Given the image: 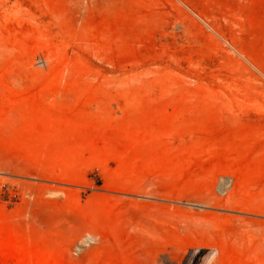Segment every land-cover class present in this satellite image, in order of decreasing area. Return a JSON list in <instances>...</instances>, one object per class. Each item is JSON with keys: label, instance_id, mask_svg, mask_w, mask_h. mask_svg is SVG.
<instances>
[{"label": "rangeland", "instance_id": "1", "mask_svg": "<svg viewBox=\"0 0 264 264\" xmlns=\"http://www.w3.org/2000/svg\"><path fill=\"white\" fill-rule=\"evenodd\" d=\"M0 264H264V0H0Z\"/></svg>", "mask_w": 264, "mask_h": 264}]
</instances>
